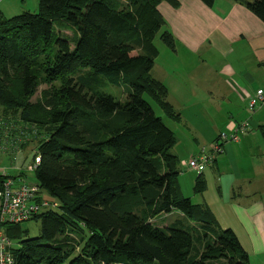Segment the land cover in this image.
Returning a JSON list of instances; mask_svg holds the SVG:
<instances>
[{
  "label": "trees",
  "instance_id": "obj_1",
  "mask_svg": "<svg viewBox=\"0 0 264 264\" xmlns=\"http://www.w3.org/2000/svg\"><path fill=\"white\" fill-rule=\"evenodd\" d=\"M161 1L178 4L38 0L36 11L0 12V116L37 128L35 181L58 202L30 219L40 221L38 237L24 236L23 222L0 223L19 244L14 264H249L234 231L183 195L176 136L148 101L181 120L151 73L156 35L176 47ZM233 1L264 23V0ZM205 188L197 173L193 191Z\"/></svg>",
  "mask_w": 264,
  "mask_h": 264
},
{
  "label": "crops",
  "instance_id": "obj_2",
  "mask_svg": "<svg viewBox=\"0 0 264 264\" xmlns=\"http://www.w3.org/2000/svg\"><path fill=\"white\" fill-rule=\"evenodd\" d=\"M177 2L157 6L176 47L159 50L151 73L166 84L168 101L180 108L184 121L191 119L210 136L208 148L221 132L248 122L239 140L226 141L199 172L206 181L199 202L209 206L222 228L234 231L249 264H264V107L246 110V96L264 88V23L233 0H214L211 6L201 0ZM33 5L35 0H0V12L11 17L36 11ZM223 107V123L204 119L208 108L219 113Z\"/></svg>",
  "mask_w": 264,
  "mask_h": 264
},
{
  "label": "built area",
  "instance_id": "obj_3",
  "mask_svg": "<svg viewBox=\"0 0 264 264\" xmlns=\"http://www.w3.org/2000/svg\"><path fill=\"white\" fill-rule=\"evenodd\" d=\"M247 111L253 113L257 108L264 107V88L257 89L252 95H247ZM247 129V123H241L232 129L230 134L220 133L209 149L202 148L200 155L188 161L189 168L201 172L212 161L214 154L223 151L226 141H238L239 132ZM37 128L22 122L0 116V151H9L13 159L25 144L34 141ZM211 154H209L210 152ZM40 164V155L33 152L27 168L33 173ZM15 167V166H14ZM58 202L44 196L36 181H26L22 171L16 176H8L0 170V223H22L30 220L34 215L54 210ZM14 241L0 228V264H14L12 248Z\"/></svg>",
  "mask_w": 264,
  "mask_h": 264
},
{
  "label": "rangeland",
  "instance_id": "obj_4",
  "mask_svg": "<svg viewBox=\"0 0 264 264\" xmlns=\"http://www.w3.org/2000/svg\"><path fill=\"white\" fill-rule=\"evenodd\" d=\"M27 3V2H26ZM29 4V2H28ZM21 6V5H19ZM35 6V10H38V0H35V5H33V8ZM21 12V11H20ZM19 12V13H20ZM16 13H13L14 16ZM18 14V13H17ZM61 35L64 36H72L73 32L71 30L62 29ZM160 33V32H159ZM159 33L156 35L154 39V43L157 46L159 50H165L168 51V48L162 43V41L159 38ZM167 59V55L163 56L162 54V60ZM44 86L41 85L38 87L36 93L31 97V101H35L36 98L39 97V91ZM106 90L110 92L111 94H115L119 96L120 98H123L124 95H119V92L114 87H106ZM148 101L152 104L154 111L157 116L161 117L163 122L167 127H169L176 136V143L171 148V151L177 155L178 157V165L179 169L181 170V173L179 175V184L181 187V191L184 196L189 197L193 203H202L199 202L201 200L200 194L195 193L193 191V185L195 182V178L197 176V171L188 168V161L192 158L198 157L199 153L201 152L202 148L208 149L210 144V136L205 135L202 130H199L195 128V123L191 121L190 123H186L184 119L181 116L180 121H175L167 116L160 110V108L150 99ZM176 109V108H175ZM180 109V108H177ZM176 109V110H177ZM227 108L223 107L218 112L214 111V109H207L208 114L204 116L205 120L211 121L214 120L216 122H224V118L227 120ZM187 116V115H186ZM188 120L189 118L186 117ZM243 122V121H242ZM241 124V123H240ZM232 125L230 130L228 132H221L225 134H230L232 129L236 126ZM239 125V124H238ZM199 126V124H198ZM216 139V138H215ZM213 143V142H212ZM36 143L35 142H29L28 144H25V149H21L18 153L15 154V158L13 159L12 154L7 151H0V170H4L5 173L8 176H16L20 171H22L23 176L26 181L32 182L35 181V174L32 171H29L27 166L31 161L33 152L36 151ZM212 146V144H211ZM210 164L207 165V167ZM15 166V167H14ZM206 167V168H207ZM205 168V169H206ZM193 179V183H190V179ZM44 196L50 197L46 192H43ZM59 211V210H56ZM175 213L173 214H165L162 219H157V224L165 225L166 223L170 222L172 219H174ZM21 227L25 230H27V233L24 235L26 237H38L40 235V221L39 220H29L25 221L21 224ZM18 243H14V246H18Z\"/></svg>",
  "mask_w": 264,
  "mask_h": 264
}]
</instances>
